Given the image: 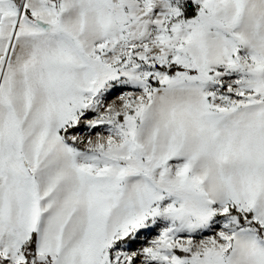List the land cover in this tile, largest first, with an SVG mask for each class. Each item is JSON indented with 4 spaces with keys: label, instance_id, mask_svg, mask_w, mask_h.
I'll return each mask as SVG.
<instances>
[{
    "label": "snow or ice",
    "instance_id": "obj_1",
    "mask_svg": "<svg viewBox=\"0 0 264 264\" xmlns=\"http://www.w3.org/2000/svg\"><path fill=\"white\" fill-rule=\"evenodd\" d=\"M0 264H264V0H0Z\"/></svg>",
    "mask_w": 264,
    "mask_h": 264
}]
</instances>
